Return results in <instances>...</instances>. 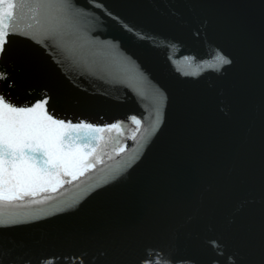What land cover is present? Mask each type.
I'll return each mask as SVG.
<instances>
[{"label":"water","instance_id":"water-1","mask_svg":"<svg viewBox=\"0 0 264 264\" xmlns=\"http://www.w3.org/2000/svg\"><path fill=\"white\" fill-rule=\"evenodd\" d=\"M60 2L48 39L25 10L0 95L106 130L75 179L0 202V264H264V0Z\"/></svg>","mask_w":264,"mask_h":264},{"label":"snow or ice","instance_id":"snow-or-ice-1","mask_svg":"<svg viewBox=\"0 0 264 264\" xmlns=\"http://www.w3.org/2000/svg\"><path fill=\"white\" fill-rule=\"evenodd\" d=\"M16 9H20L19 16ZM25 10L29 19L44 29L42 35L46 39L56 35L68 15L60 0H0V55L6 52L9 35H27L24 29L33 27L31 23L21 27ZM216 60L218 65L230 63L222 55ZM7 78L6 72H0V79ZM47 104L48 98L42 96L32 105L16 106L0 95V202L22 200L49 188L55 191L57 185L65 183L62 176L75 179L77 172L82 174L85 168L92 167L87 163L89 153L71 146L77 139L86 146L97 138L96 133L106 129L54 118V113L47 111ZM129 119L140 124L135 116ZM121 124L107 127L119 129ZM78 129L81 131L77 133ZM212 243L215 245V241Z\"/></svg>","mask_w":264,"mask_h":264}]
</instances>
